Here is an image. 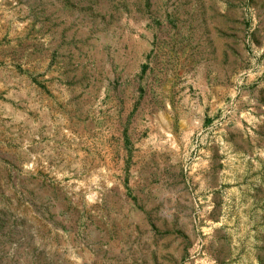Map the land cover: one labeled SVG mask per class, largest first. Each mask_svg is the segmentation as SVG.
Returning a JSON list of instances; mask_svg holds the SVG:
<instances>
[{"label": "rangeland", "instance_id": "obj_1", "mask_svg": "<svg viewBox=\"0 0 264 264\" xmlns=\"http://www.w3.org/2000/svg\"><path fill=\"white\" fill-rule=\"evenodd\" d=\"M0 264H264V0H0Z\"/></svg>", "mask_w": 264, "mask_h": 264}, {"label": "crops", "instance_id": "obj_2", "mask_svg": "<svg viewBox=\"0 0 264 264\" xmlns=\"http://www.w3.org/2000/svg\"><path fill=\"white\" fill-rule=\"evenodd\" d=\"M242 138H247L248 140H250V138H249V136L248 135H246V134H242ZM200 171H202L201 169H200ZM203 172V171H202Z\"/></svg>", "mask_w": 264, "mask_h": 264}]
</instances>
